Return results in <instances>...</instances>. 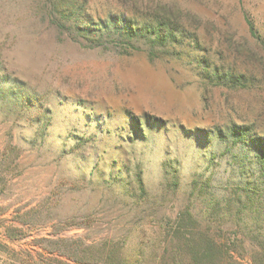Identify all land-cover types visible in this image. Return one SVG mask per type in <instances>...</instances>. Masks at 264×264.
<instances>
[{
    "label": "rangeland",
    "instance_id": "obj_1",
    "mask_svg": "<svg viewBox=\"0 0 264 264\" xmlns=\"http://www.w3.org/2000/svg\"><path fill=\"white\" fill-rule=\"evenodd\" d=\"M53 1L0 0V264H162L184 210L217 242L254 226L237 188L264 207V173L229 131L264 138V0H75L64 29ZM163 9L164 46L99 30Z\"/></svg>",
    "mask_w": 264,
    "mask_h": 264
},
{
    "label": "trees",
    "instance_id": "obj_2",
    "mask_svg": "<svg viewBox=\"0 0 264 264\" xmlns=\"http://www.w3.org/2000/svg\"><path fill=\"white\" fill-rule=\"evenodd\" d=\"M74 5L75 0H54L50 4L53 11L59 15V19L55 20L56 26L59 29H64L66 23H71ZM169 16H166V10L163 9L161 13L156 12L153 19L150 22H145L142 26H137L131 20L123 17L110 16L106 21L101 22L99 30L100 32L108 33L107 35L109 36L117 34L118 38H124L128 42L136 38H148L153 42L159 43L160 46H164L171 39L169 34L170 26L164 19ZM83 23V26L77 25L76 23L73 26L83 36L94 35L95 28L91 26V20L87 17ZM248 25L250 26L251 34L254 36L251 24L248 23ZM227 81L228 83H232L230 76L227 77ZM245 133L246 130L243 128H234L229 131V136L232 138L233 144L242 143L241 146L249 147L250 151H255V166L259 169L258 171L264 173V138L256 137L246 139ZM138 186L140 191H143L140 180H138ZM237 189H239L243 197L248 199V205L242 206V208L250 207V210H253L255 206V209H257L259 216L254 219L257 223L252 227L245 225L242 231L225 230L226 233H221L220 229H217L216 235H223L221 242H217L210 235L209 228H201L189 212L185 210L181 211L172 225L167 227L168 229L164 239H166L165 241L169 240V242L167 244L164 242L166 244H164V249L166 252H170L171 255L162 264H237L232 260L229 251L233 247H236V243L241 246L244 239L237 238L236 235L239 232L245 238H249L252 242L256 243L258 247L257 252H254V263L264 264V207L261 206L263 205L262 201H259L257 205L252 201V195L254 192L257 193L254 188L244 187ZM257 198H260V195ZM237 211L239 213L241 212L239 208H237ZM226 235L228 238H225ZM103 261L102 263L104 264H111L112 262L110 256H106ZM121 264H125V262Z\"/></svg>",
    "mask_w": 264,
    "mask_h": 264
}]
</instances>
